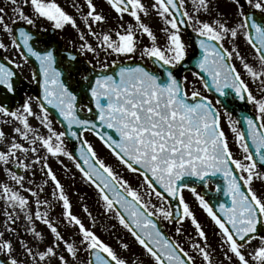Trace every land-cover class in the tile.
Wrapping results in <instances>:
<instances>
[{"label":"snow or ice","instance_id":"6c2138e0","mask_svg":"<svg viewBox=\"0 0 264 264\" xmlns=\"http://www.w3.org/2000/svg\"><path fill=\"white\" fill-rule=\"evenodd\" d=\"M4 2L10 14L0 7V35L8 37L7 43L0 40V52L7 53L0 55V123L10 125L11 134L0 130V172L7 177L0 182V264H197V257L200 264H264V0H230L232 20L219 12L218 0H190L192 11L186 0H152L148 6L142 0H105L115 13V28L105 27L108 18L93 0H83L86 12L73 0L83 29L56 0ZM149 9L162 21V44L143 22ZM40 21L58 31L70 26L79 45L61 53L44 38L49 28L32 31ZM193 46L199 53L193 51L197 58L190 65ZM86 55L91 59L81 61ZM26 67L35 68L30 79L23 77ZM73 74L78 91L69 83ZM21 81L38 85L39 95L24 93L10 107ZM238 104L251 105L253 114L234 118ZM94 140L114 164L100 156ZM50 158L65 173L70 169L64 159L71 162L96 190L101 214L132 238L139 259L121 255L96 234V218L86 204L88 225L73 213ZM37 166L44 180L33 187ZM124 173L138 182L135 187ZM215 178L216 195L197 190ZM256 182L260 189L253 187ZM48 185L51 199H41ZM186 191L214 226L215 248ZM54 205L61 207L59 220L49 215ZM21 214L33 242L44 239L35 227L40 222L51 243L41 249L23 238L15 244L5 239L6 232H16ZM61 222L78 242L59 230ZM186 222L195 235L181 241ZM165 224L175 226L177 238L163 230ZM117 244L131 253L124 237Z\"/></svg>","mask_w":264,"mask_h":264},{"label":"rangeland","instance_id":"374dc122","mask_svg":"<svg viewBox=\"0 0 264 264\" xmlns=\"http://www.w3.org/2000/svg\"><path fill=\"white\" fill-rule=\"evenodd\" d=\"M56 2L58 4H60V6L69 15H72L76 19V22L81 29L84 28V25L81 22L80 13H78L77 10L72 6L73 0H56ZM93 2L96 5L97 11H102L103 14L108 18V24L105 25V27L107 28L110 26V27L115 28V23H116L114 20L115 13L106 4L105 0H93ZM142 2L146 6H148L152 3V0H142ZM79 3L81 4L82 10L84 12H86L87 8H86V6H84L83 0H79ZM218 10L220 13H223L225 15V17L228 18L229 20L233 19L234 7L230 4L229 1L226 2L225 0H221L218 3ZM26 11H27V9H26ZM213 15H215V12H213ZM124 19L127 21L130 18L128 16H125ZM142 19H143V22L145 24L150 26V28L152 29L154 34L157 36L158 43L162 44L164 42V39H165L164 34L160 31L161 27L163 26L162 21L156 16V14L154 12L151 11V9H149V15L147 17H142ZM207 19H209V17ZM40 23L46 24L47 22L46 21H40L38 24H40ZM58 34L61 36L63 42H65L68 46H72L75 48L80 43L78 36L76 34V31L74 29H72L70 26H67L63 31H58ZM183 39L185 40L184 36H183ZM88 40L92 41V37L89 36ZM144 43H148L147 37L144 38ZM240 48H241V51L243 53H245V54L249 55V57H251V53L245 47L243 42H240ZM188 52H189V49H188ZM84 58H86L88 60V59H91V56L86 55V56H84ZM250 62L254 63V61H252L251 59H250ZM145 63H147V61H145ZM237 67L239 68L240 65L237 64ZM185 75H187L189 79H193L191 76V73H187ZM197 86L199 87V85H197ZM249 87L252 89V91L255 95H257V96L260 95L255 84L250 82ZM210 98H212V97L210 96ZM224 130L226 133H228L229 141L230 142L233 141L234 137L229 132L226 124H225ZM4 132L6 134H11V131H8V130H5ZM89 139H93V138L90 136ZM93 142L97 144V150H98L100 156L104 157L106 162L114 164V161L108 155L107 151L101 149L99 147V143L97 141L94 140ZM232 148H233V151L235 152L236 146L234 144L232 145ZM237 155H239V153H237ZM49 163H50L53 171L57 175V177L60 179L61 183L64 185L65 191L68 194V196L71 200V203H72L73 213L76 214L77 216H79L85 222V224L88 225L89 224L88 217L82 211V204H86L88 206L90 212L92 213V216H94L96 218V224H95V228H94V231L96 232V234L102 240H104L106 243L110 244L121 255L132 256V253H135L136 256L132 257V258L139 259V253L141 250L135 245V243L132 241V238L126 234V232L118 225V223L114 219H109L108 217L101 214V210H100V207L98 204V196H97L96 190L93 187L89 186L82 179L80 173L75 169V167L72 165V163L67 161L66 159H64V163L70 169V171L67 173H65L63 167L59 163H57V161L55 159L50 158ZM124 175H125V178L131 180L133 187H135L137 185L138 182L131 176V174L124 173ZM73 177H74V179H73ZM32 179L35 181L33 187H35L36 184H43L44 178L42 177L41 173L39 172V166H37L36 174L34 177H32ZM6 180H7V177H5L3 179V182ZM253 187L256 188L255 185H253ZM50 193H51V186L48 185L45 187V191H44L43 195L41 196V199H44V198L51 199ZM25 195H27V193H25ZM185 196L187 197L188 203L191 205L192 209L194 210L197 219L199 220V222H201L204 230L206 231L209 243L211 244V246L213 248H215L216 247V236L214 235V232H215L214 226L212 225L210 220H208L206 218V214H204L203 211L198 208L197 203L194 201V199L190 196V194L187 191L185 192ZM29 199L31 200L32 198L29 197ZM32 209H35V205L32 206ZM42 210H47V209H42ZM49 212L55 216H60L61 207L59 205H54ZM113 225H116V227L113 228ZM164 226L168 231H171L175 235V232H174L175 226H169L167 224H165ZM35 227L37 230H39L42 233V235L44 237V239L42 241L35 242V247L38 246L39 248H41V245H43L45 247L46 245L51 243L52 236H51L49 230L46 228V226H44L40 222H36ZM183 228L186 230V235L178 237L177 239H179L181 241H186L188 233H191L193 236L195 235L193 228L190 226V223H188V222L184 223ZM59 230L65 235L66 238L76 240L78 242L79 238L73 236V230H71L70 228H67L66 226H62V227H59ZM121 236L124 237V239L127 240L128 243L131 245V253L121 252L119 245L117 244V238L121 237ZM256 243L257 242L253 241V246H255ZM187 246H188L187 243H185L186 248H187ZM16 247H18V246L16 245ZM82 258H83V255H82ZM216 259H217V261H219L221 259L219 252H217V254H216ZM197 264H200L199 257H197Z\"/></svg>","mask_w":264,"mask_h":264},{"label":"flooded vegetation","instance_id":"af4514ba","mask_svg":"<svg viewBox=\"0 0 264 264\" xmlns=\"http://www.w3.org/2000/svg\"><path fill=\"white\" fill-rule=\"evenodd\" d=\"M220 1L221 0H218V3ZM225 1L226 2L227 1L230 2V0H225ZM0 7H5L6 8V11H9V14H10V9L7 8V5L4 2V0H0ZM186 9L188 11H192V7H191L190 0H186ZM207 18H208L207 16H204V15L201 16V19H207ZM48 27H49L48 23H46V24L45 23H40V24H37L36 28L35 29H32V31H39L41 28H48ZM56 32H57V39L60 42H63V40H62L61 36L58 34V31L57 30H56ZM183 36H184L185 40L187 41L186 35L184 34ZM0 40H4V42L7 43L8 42V37L7 36H4V35H0ZM189 51H191V48H189ZM0 55H7V53L0 52ZM32 70H35V68L29 69V68L26 67L23 70V77L30 79L31 78L30 77V71H32ZM34 85L35 84H28L27 82L21 81V83H20V91L17 93V96L14 98V100H9L8 101L9 106L10 107L17 106L19 104L20 100H21V96L24 93H27L28 95L34 96L33 93H32V89H33V86ZM32 123L34 125L36 124L35 121H33ZM54 123H55V121H54ZM55 126H56L57 130L60 129L57 124ZM0 130H3V131L8 130V131H11V126L10 125H4V124L0 123ZM41 131H44V130L42 129ZM5 177L6 176L2 172H0V182L1 181L3 182V179ZM254 185L256 186V189H260L261 188V184L259 182L254 183ZM197 190L200 191V189H197ZM32 206H34V204ZM32 210L34 211L35 209H32ZM49 215L54 220H59L60 219V216H55V215H53L50 212H49ZM4 225H5V218H4V215H3V203L0 202V232H3L4 231ZM62 226H65V224L63 222H61L59 224V227H62ZM14 227L16 229V232L15 233L6 232L5 233V237H4L5 239H10L15 244L16 241L19 238H23L26 243H30L33 247H35V242L32 241L31 235L29 233H27L26 230H25L26 227H27V225H26V221L23 218V214L20 215V218L18 219V221L16 222V224H15ZM171 234H172L173 238H177V237H175V235L172 232H171ZM17 246H18L17 247V253H19L20 252L19 245L17 244ZM41 248L43 249L44 246L41 245Z\"/></svg>","mask_w":264,"mask_h":264},{"label":"water","instance_id":"95a60500","mask_svg":"<svg viewBox=\"0 0 264 264\" xmlns=\"http://www.w3.org/2000/svg\"><path fill=\"white\" fill-rule=\"evenodd\" d=\"M20 26H24V25H20ZM24 27H26V26H24ZM184 32L187 34L188 40H189V35L191 34V30L190 29H186V30H184ZM44 38L45 39H50L52 41V47L55 48V49H57V50H59L61 53L65 49V47L62 44L58 43L55 40V30L49 28V30H48V32H47V34H46V36ZM193 48H194V50H195V52H196V54L198 56V53H199L198 48H195V46H193ZM197 56H194L193 55V52L188 55V60L190 62V65L191 64H194V61L197 58ZM80 59H81V61H84V59H82V58H80ZM137 62H139V61H137ZM128 63H132V61H128ZM193 70H195V69H193ZM185 72L186 71H183L182 70L180 74L183 75ZM78 80H79V77H77V76H75V74H73V79L69 81V83L71 84V87L73 89L77 90V91L79 90ZM39 91L40 90L38 88V85L35 84V86L32 89V92H33L34 96L39 95ZM81 99L83 100V97H81ZM233 107L235 108L234 118H237L238 119V118L242 117L243 115H252L253 114V111H252L250 105L238 104V105H234ZM53 116H55V113L54 112H53ZM69 145H70V147L72 149V144H69ZM218 181H219V178H215V179H213L210 182L212 185H214V190L213 191L208 190V189H203V188H202L201 191H203L206 194V196H209V197H212V196L216 195L215 190H216L217 182ZM220 183H222V181H220ZM220 198H221V201H225L226 200V198H224L222 195H221ZM213 202H215V201H213Z\"/></svg>","mask_w":264,"mask_h":264}]
</instances>
